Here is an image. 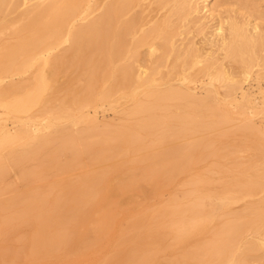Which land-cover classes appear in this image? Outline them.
<instances>
[{"label": "rangeland", "instance_id": "374dc122", "mask_svg": "<svg viewBox=\"0 0 264 264\" xmlns=\"http://www.w3.org/2000/svg\"><path fill=\"white\" fill-rule=\"evenodd\" d=\"M107 1L83 0L78 10L79 16L70 23L69 29L75 30L98 17ZM180 5L184 8L181 9ZM27 9V5H21L13 13L7 14L5 10V13H0V22L7 24L9 19L18 20ZM132 15L139 17V27L135 35L126 37L128 47L137 40L142 41L148 33L146 41L136 47L135 53H132L131 47V52L111 64L107 75L106 71H101L94 80L97 81L94 83L96 86L93 84L94 88L88 86L86 71L79 63L68 33H63L59 40L53 39L54 44L50 42L48 48L31 60L19 57L18 63L22 65L19 68L6 70L3 60L7 50L3 46L10 42L17 43L21 36L7 29L0 31V229L5 219L17 211V205L23 198L33 192H59L60 186L106 168L110 171L107 187H117L133 172L141 178L142 168L147 166L150 156L174 152L173 156L177 158L184 151L182 148H186L184 152H187L196 143H205V149L201 153L195 150L189 169L173 175L162 174L158 180L143 182L140 188L122 197L112 227L101 242L91 249L83 250L81 243L78 252L70 247L56 255L35 258L30 255L34 227L31 224H13L11 228H4L5 232L0 235V264H141L142 261L133 262L127 256L131 250L129 247L134 245L133 241L131 245V239L146 233L150 236L139 240V243H143L140 246L150 249L153 254V259L146 264H264V0H139L123 21L129 20ZM232 23L249 32H255L253 29L256 25V36L263 39L259 47L243 54V61L228 56L219 44L210 43L217 26L223 25L228 35ZM154 32L158 33L155 35ZM160 40L168 47L164 49ZM200 52L206 56L203 63L200 66H190L189 63L187 67V57L190 62L194 61V56ZM43 59L49 60L44 62ZM124 64H133L135 71L142 73V80L133 88L119 89L110 97H104L114 84L111 71ZM245 71L249 72L245 74ZM38 73H42L48 81L44 93L45 105L33 103L23 111L7 110L8 102L16 103L33 93ZM13 89L14 92L17 89L15 95ZM82 94L84 96L81 97ZM89 95L93 98L92 102L87 100ZM153 103L157 104L153 112L155 118L162 121V116L167 115L168 134H173L168 140H161L166 129L162 125L153 128L149 136L143 133V144L121 155L117 169L110 162L96 163L95 150L84 151V143H94L105 137L117 144V133L148 118L147 113L135 114V108ZM46 105L49 112L45 111ZM43 106L45 110H42ZM185 118L195 119V122L182 131V120ZM42 135L51 138L47 149L38 156L22 157L21 151L27 143ZM71 138L82 150L78 157L73 150L63 148L65 141ZM217 149L221 150L218 155L215 152ZM241 162L246 164L242 165ZM260 174L262 184L257 182L249 193H235L238 181L245 178L253 180ZM220 189L223 194L219 195ZM11 203L12 206L8 207ZM103 208L102 203L87 208V224L79 227L85 239L97 235L95 231ZM241 209L245 211L242 213ZM134 219L145 220V226L131 227ZM233 222L241 224L240 228L231 229Z\"/></svg>", "mask_w": 264, "mask_h": 264}, {"label": "bare ground", "instance_id": "6f19581e", "mask_svg": "<svg viewBox=\"0 0 264 264\" xmlns=\"http://www.w3.org/2000/svg\"><path fill=\"white\" fill-rule=\"evenodd\" d=\"M82 1L83 0H2L0 2V13H2V12L5 13V10H7V14H9V12L13 13V11L15 12L21 5H27L28 6V9L22 13V16H20L21 18H19V16H17V18H19L18 20L16 18H14V19H16L15 21L14 20L10 21V19H9L10 23H9V21H7V24L5 21L0 22V31L1 32H3L4 29H7V30H9L10 33L17 35V36H21V39L17 43L10 44L11 43L10 42L6 47L3 46V48L5 50H7V52H5L7 54L4 53L5 59L3 60V64H4L3 66L4 67L7 66L6 70H10L13 68H19V66H22L21 64L18 63L17 59L19 57L24 56L25 60H31V58H33V56H36L37 53H40V52L42 53V51H44L43 49L48 48L47 45L50 42H52L53 39L59 40L58 38L63 33H65V34L68 33L69 37L72 38L71 41H73L71 44L72 48H74L75 52L78 55L80 65L86 71V74H87L86 77H88V86L91 88L93 86V84L95 82H97V81L94 82V80H95V78L98 77V74H100L101 71H106L105 75H107L109 72L108 70H109V67L111 64H113L117 59H120L122 56H124V54H126L127 52H131V50H130L131 47H132L131 49H133L132 53H135L136 47L139 44H142V43H144V41H146V39L148 37L147 36L148 33L144 35V39L142 41H139V40L135 41V43H133V46H131V47H128L129 43L126 40V37L128 35H130V34L135 35L136 34L138 27H139L138 26L139 25L138 24L139 23V17H137L136 15H138V14H136V15H132L130 17V19L126 20V21L125 20L123 21V18L129 12H131L132 7L139 0H108L107 3L104 5V10L102 9L103 12L101 14H99L98 17H96L95 19L91 20L88 23L86 22L85 25L81 24L82 26H79L77 29L75 28V30L73 29L71 31V29H69V27H70L69 25L75 18H77L79 16L78 10H79V7H80ZM180 6H181V9L184 8L183 5H180ZM140 7H141V5H140ZM180 14H182V13H180ZM142 15L143 14L141 13V19H142ZM78 21H79V19H78ZM161 28L163 29L164 27H161ZM161 28H160V30H161ZM170 28H173V27L171 26ZM155 29H158V28H155ZM257 29L258 28L255 25L253 31L255 30V32H256ZM214 30L216 32L214 33L215 34V35H213L214 38L210 41V43L219 44L221 46V48H224L227 51L228 56H230L234 59H239L240 61H243V59H244L243 54L244 53L249 52L250 50H253L255 47L258 46L259 43L261 44V41H263L262 38H259L258 36H256L255 32H249L247 29H245L243 27L239 28L237 26V24H235V23L231 24L228 35L226 34V29L223 27V25L217 26L216 29H214ZM151 32H153V31H151ZM151 32H150V34H151ZM158 32H156V33H158ZM161 32L163 33V31H161ZM156 33H155V35H156ZM23 34H27V36H24ZM152 36L153 35H151V37ZM171 36H173V35H171ZM151 40L153 41L154 39H151ZM162 40H160V42ZM162 43H163V41H162ZM159 45L160 44H158V46ZM163 45H164L163 48L168 47V44H167V46H165V44L163 43ZM152 47L153 46H151V48ZM170 47H172V46H170ZM210 47H212V46H210ZM210 47H209V50H210ZM216 47H217V45H215V48ZM151 48H149V49H151ZM175 48L176 47H174V49ZM192 49L194 50V48H192ZM155 50H156V48H155ZM160 50H161V48H160ZM176 50H177V48H176ZM151 51L153 52V50H151ZM68 52H69V50H68ZM160 53H161V51H160ZM161 54H159L158 56H160ZM207 54L211 55L210 53H206V55ZM74 55H76V54H74ZM133 55L134 54H132V56ZM215 55H216V53H215ZM130 57L131 56H129V60H130L129 62H131V59H132ZM188 57H187L188 62H186V66L187 65L189 66V63H190V66L191 65L197 66L200 63H203V59L206 58L204 52L203 53L200 52V54H197L196 56H194L195 57L194 61L192 60L191 62L189 61L190 58L188 59ZM190 57H191V55H190ZM166 59H167V57H166ZM47 60H49V59H47ZM47 60L43 59L42 61L46 62ZM70 60H71V58H70ZM150 60H152V59H150ZM50 61H49V63H51L53 61V59L51 62ZM155 61L156 60H154V62ZM133 62H135V61L133 60ZM138 62H140V61H138ZM180 62H182V64H183L182 60ZM61 63H63V61ZM131 63H129V64H131ZM129 64L121 65L117 69H115L114 71H111V73L114 74L113 75L114 84L106 92L104 97H106V98L110 97L112 94H114L119 89L133 88V86H136L135 84L139 83L142 80V78H143L142 73L135 71V69L133 68V66L136 63L135 64L133 63L134 65L132 64V66ZM175 66L179 67L177 64H175ZM208 66L211 68L210 65H208ZM208 66H205V67H208ZM184 67H185V65H184ZM215 68H217V67H215ZM1 69H0V71H1ZM140 69L141 68H139V70ZM149 69L150 68H148L147 71ZM195 70L198 71V69H196V68H195ZM151 71H154V70H151ZM248 72L249 71H245L244 73L247 74ZM212 73L214 74L215 72H212ZM230 77H228V78H230ZM157 80H158V78H157ZM157 80H155V82ZM239 84H241V83H239ZM13 86H15V85H13ZM86 86H87V84H86ZM47 87H48V81H47L46 77L42 73H40L36 79V83H35L33 93L30 91L31 94L29 93L25 97L19 99L16 103L9 104V102H8V105L6 104L7 110H9V111H23L24 109H26L29 105H31L33 103H43V105H45L44 104L45 103L44 93H45V90L47 89ZM227 87H230V85L229 86L227 85ZM92 88H94V86ZM16 90H15V92H17ZM175 90H177V89H175ZM236 90H237V87H236ZM7 91L9 92V90H7ZM12 91L14 94L15 93L14 89ZM21 92H22V90H21ZM19 93H20V91H19ZM91 93H93V92H91ZM21 94H24V93H21ZM18 95H20V94H18ZM189 95L191 96V92H189ZM74 96H75L74 99H76V95H74ZM82 96H84V95L82 94L81 97ZM90 96L91 95H89L87 98L88 102L93 101V98ZM3 97L5 98V96H3ZM6 98H7V96H6ZM158 100L160 102V99H158ZM13 101H14V99H13ZM159 102H156V103L159 104ZM186 104H187V102H186ZM80 105H82V104H80ZM191 105L194 106V104H191ZM183 106H185V105H182V107ZM47 107H48V105H46V108ZM155 107L157 108V104H154V103L153 104H146V105H138V107H136L133 112L135 114L147 113L148 118L145 119L144 121L140 122L139 124L131 125L127 129H123L119 133H117V135L115 136V138L119 140V142L117 144L114 145L111 138L105 137V138H102L101 140L94 142V143H92V142L84 143L83 144V148H85L84 151H89L91 149L93 151L95 150L96 155L94 157V161L96 163L104 164L106 162H110L113 165L114 169H117V168H119V163H121V161H119V157L121 155H124L126 151H128L130 149H134L137 146H141L143 144V140H144L143 139V136H144L143 133H147V136H149L148 134L152 133L153 128H155L157 126L159 127V125H162L166 129L163 130L161 140H163V141L168 140V138L173 134H168L169 132L167 129H168L169 124H167V120H168L167 115L162 116V119H164L162 121H160L161 119L159 120V119L155 118V115L153 113L155 110ZM185 107L187 108V106H185ZM49 108L51 110V107H49ZM171 108H173V107H171ZM77 109H80V108H77ZM42 110H45L44 106L42 107ZM168 110H170V108ZM45 111L47 112L48 108ZM242 115H244V114L242 113ZM133 117H134V115H133ZM32 118H33V116H32ZM85 118H86V116H85ZM48 120H49V118H48ZM194 122H195V119H187V118L183 119L181 130L185 131L186 129H189ZM69 129H71V128H69ZM8 134H9V132H8ZM239 135H241V134H239ZM100 136H101V134H100ZM248 137L251 138V136H248ZM50 143H51V138L47 135H42L40 137L32 139L30 142L27 143L26 147L22 149L21 155H22V157L26 156V155L31 156V157L38 156L47 149V147ZM22 146H23V144H22ZM79 147H80V145H77L76 141L72 138L68 139L63 144V148H69V149L73 150L76 157L80 156L79 154H80L81 149H79ZM174 147H176V146H174ZM205 147H206L205 143H196V144L191 145L189 147V149L187 150V152H184L186 150V148H182V149H184V151H182V153L180 152V154L177 156V158L175 156H173L174 152L173 153L162 152V153H159L155 156H150L147 159L148 160L147 166L145 168L141 167L142 173H143L141 178H138L137 174H135L133 172L130 174V176L127 180L124 179L121 182V184L118 185L117 187H112V186L107 187L106 183H107V179H108V175H109L110 171L106 170L107 169L106 168V169H103L99 172L89 174L81 180L70 181L63 186H60L59 192H53V191H45V192L41 191V192H39V191L35 190L36 192H33L29 195H26V197L23 198V201L19 205H17V211L14 214L9 215L5 219L4 226L0 229V235L5 232L3 230L4 228H6V227L11 228L13 226V224H17V225L31 224L34 227V235L31 239V253H30V255L32 257L41 258V259L46 257V256L56 255L60 251H62L63 249H67L70 247L74 248L73 250L78 252V251H80L81 243L83 244V248H82L83 250L91 249L93 246H95L96 244L101 242L103 236L112 227L113 220H114L115 216H117L116 210H117L118 206L121 204L122 197L129 195L132 191L140 188L143 182H151V181L158 180V177L162 174H166V173L170 174L171 173L173 175L175 173H178V172L181 173V171H185V170L189 169L190 165L193 163L192 161L194 160L195 150L198 151L199 153H201L205 149ZM252 147H253V145H252ZM176 149H177V147H176ZM259 150H257V152ZM220 151L221 150L217 149V151H215L216 155H218ZM251 151H253V150H251ZM145 152L147 153V151H145ZM159 152H161V151H159ZM256 156H257V154H256ZM199 159H200V157H199ZM241 159H242V157H241ZM257 159H259V158H257ZM246 161H249V160H246ZM241 163H243V162H241ZM245 164H246V162H244L242 165H245ZM255 165H256V163H255ZM10 169H12V168H10ZM137 169H139V168H137ZM245 169H247V168H245ZM41 170H42V168H41ZM46 170H47V168H46ZM133 170H134V168H133ZM93 171H95V170H93ZM245 172H243V173L245 174ZM86 174H87V172H86ZM237 174H239V172H237ZM257 174H259V173H257ZM164 177H167V175H165ZM237 178L239 179V177H237ZM240 178L243 179L242 177H240ZM234 180H233V182H234ZM165 181H166V179H165ZM257 182H260L262 184L261 174L257 175L256 178H254L253 180L245 178L241 181H238L236 184L234 183L236 186V189L234 191H235V193H241V192L249 193V190H252L254 185ZM164 184H166V182ZM257 188H259V187H257ZM223 189H225V188H223ZM221 190L222 189H220V192H222V193L219 192V195L223 194V191H221ZM216 193H218V191ZM20 200H19V202H20ZM95 203H102V205L104 207L103 213L97 222V228L95 231V233L97 235L94 237L89 236L90 238L88 237L89 240H87L88 238L85 239L84 238L85 235H83V233L81 234V232L79 231V227L86 226L87 221H88V219H86L87 208L90 205L95 204ZM12 204L13 203L8 205V207L12 206ZM243 204H245V203H243ZM248 204H250V203H248ZM262 209H263V207H262ZM159 211H161V209ZM241 211H242V209H241ZM243 211H245V210H243ZM243 211H242V213H243ZM263 211H264V209H263ZM179 212H181V211H179ZM240 213L241 212H239V214ZM242 213H241V215H243ZM249 213L251 214V211ZM173 214H175V213H173ZM244 214H246V213H244ZM147 215H149V213ZM146 218H148V217H146ZM248 219H251V218H248ZM134 220H133L132 225L129 224L131 227L132 226H134V227L145 226V220L144 221L142 219H138L135 221ZM147 220H146V222H147ZM243 220H245V219H242V221ZM180 222L183 223L184 221L181 219ZM240 226H241V224L234 223L232 225L231 229L237 230L240 228ZM249 232H251V231H249ZM135 233L137 234V232H135ZM146 234L144 236H138L137 239L132 238V235L130 236L132 239L128 236V238L131 239V245H132V241H133L134 245L129 247V248H131V250L129 251L127 258L131 259L133 262L135 261V262L139 263L142 261L143 263L141 262V264H146L145 262L151 261L153 259V254H152L151 250L145 248L144 246L142 248V246H140V245L143 243H139L140 239H143V238L147 239L149 234L148 235H146ZM238 236L239 235H237V237ZM133 237H134V235H133ZM153 241H155V240H153ZM161 246L162 245H160V247ZM238 246H239V244H238ZM155 247H156V245H155ZM157 247H158V245H157ZM254 248H255V246H254ZM119 254H121V253L119 252ZM219 254H221V253H219ZM118 256L120 257V255H118ZM251 259H253V258H251ZM106 261H107V259H106ZM109 261L113 262L111 260H109ZM109 261H107V262H109ZM249 261H250V259H249ZM118 263H120V261Z\"/></svg>", "mask_w": 264, "mask_h": 264}]
</instances>
